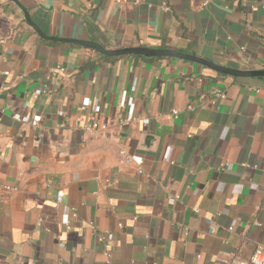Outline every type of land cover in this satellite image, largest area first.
I'll use <instances>...</instances> for the list:
<instances>
[{
  "label": "crops",
  "instance_id": "0c3cea01",
  "mask_svg": "<svg viewBox=\"0 0 264 264\" xmlns=\"http://www.w3.org/2000/svg\"><path fill=\"white\" fill-rule=\"evenodd\" d=\"M18 1L48 36L264 67V0ZM0 182L17 187L0 189V264L246 259L264 243V80L45 40L0 0Z\"/></svg>",
  "mask_w": 264,
  "mask_h": 264
},
{
  "label": "water",
  "instance_id": "95a60500",
  "mask_svg": "<svg viewBox=\"0 0 264 264\" xmlns=\"http://www.w3.org/2000/svg\"><path fill=\"white\" fill-rule=\"evenodd\" d=\"M15 4L21 11L26 23L43 39L50 41L66 42L71 44L80 45L91 50H94L107 57H121V56H141L143 58H172L185 60L191 63H195L206 68H209L215 72L234 76V77H252L260 80H264V67L254 69H242L239 67H233L226 64H221L201 56L195 53L182 52L173 48H158L153 46H123L114 49L105 48L98 43L90 40H80L66 37H54L48 36L43 33L36 24L30 18L27 9L18 0H9Z\"/></svg>",
  "mask_w": 264,
  "mask_h": 264
},
{
  "label": "built area",
  "instance_id": "2783aa9c",
  "mask_svg": "<svg viewBox=\"0 0 264 264\" xmlns=\"http://www.w3.org/2000/svg\"><path fill=\"white\" fill-rule=\"evenodd\" d=\"M262 6L264 7V5ZM214 96L217 99H223L225 97V94L221 90L214 89ZM84 107L85 106H82V108ZM192 109H193V105L189 104L187 106V110H192ZM178 111H179L178 109L171 110L173 115L177 114ZM120 118H121L120 122H127V123L133 122L135 118L132 115V108L128 107V111L126 115H124V117L121 116ZM39 121H40V116L35 115L31 118L29 123L32 125V127H34L39 123ZM96 128L105 129L106 124H103L100 121H98L96 118L91 117V120L83 126V129L87 132H92ZM119 155L121 159L126 163H129L135 159L133 155L127 153L123 148L119 150ZM136 162L137 164H139L140 159L138 158ZM0 189L4 191H8V192H14L17 190V187L4 183V182H0ZM56 200L58 202L62 200V193L60 192L57 193ZM118 226L120 227L121 224L119 223ZM67 228H69L68 224H67ZM228 229L231 230L232 227L229 226ZM93 231L96 233L98 240L110 238L111 236L107 231H104L103 233H99L96 231V228H93ZM209 232L210 233L214 232V226L210 227ZM63 243H64L63 241H60L59 244L63 245ZM219 262H220L219 264H264V243L256 245L254 250L251 252V254L246 259L238 258L236 252H229V253L222 254V256L219 258Z\"/></svg>",
  "mask_w": 264,
  "mask_h": 264
}]
</instances>
